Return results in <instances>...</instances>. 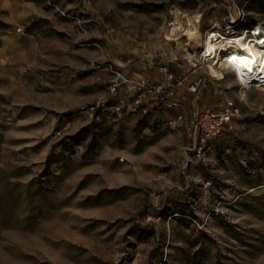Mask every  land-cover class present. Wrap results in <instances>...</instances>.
I'll return each instance as SVG.
<instances>
[{
	"label": "rangeland",
	"instance_id": "1",
	"mask_svg": "<svg viewBox=\"0 0 264 264\" xmlns=\"http://www.w3.org/2000/svg\"><path fill=\"white\" fill-rule=\"evenodd\" d=\"M255 24L264 0H0V264H264V89L192 60Z\"/></svg>",
	"mask_w": 264,
	"mask_h": 264
},
{
	"label": "built area",
	"instance_id": "2",
	"mask_svg": "<svg viewBox=\"0 0 264 264\" xmlns=\"http://www.w3.org/2000/svg\"><path fill=\"white\" fill-rule=\"evenodd\" d=\"M258 26L260 27L258 29L259 31L257 32ZM240 31H242L243 33H246L247 35H251V36H259V32L261 31L262 34L264 35V25L255 24L250 27L243 28ZM227 33L228 32L222 29L220 30L211 29L205 33V40L211 43H215V44L219 43L220 41H223L225 42L224 44L226 45L227 51L230 52L234 46H233V43H229V41L232 42L233 40L222 39V35L227 34ZM263 46H264V43H263ZM208 57L209 56L204 55V50L201 52L199 51L198 59L202 61L204 64ZM213 62H215V64L217 63L216 65L217 67L219 66V68L221 67L224 70H227L230 75L232 76L234 75L233 76L234 79L238 83V86L241 88L264 87V71L263 72H261L260 70H256L254 72L251 71L249 73L244 74L241 77L240 74H238V71L234 73L231 67L233 65V61H231L229 56L227 57L220 56L218 61H215L214 59ZM262 63H264V54L262 57ZM263 67H264V64L262 65V68ZM169 78H172V76L170 75ZM181 85H182V80H178L176 82V86H181ZM116 87H117V84L113 82L108 88L109 92L113 94L116 91ZM188 89L190 92L196 91V87L194 84L189 85ZM150 91L158 95H160L163 92L161 87L152 88ZM98 105L99 103L96 106ZM94 109H95V106H91L89 108L90 111H93ZM232 111H233L232 104L227 103L225 107H223L222 109L218 111L212 110L210 108H204L195 115L194 119L190 123V127L192 128L194 136L197 140L199 151L203 149H207L208 143L221 133L223 128L230 122V119L233 116Z\"/></svg>",
	"mask_w": 264,
	"mask_h": 264
},
{
	"label": "bare ground",
	"instance_id": "3",
	"mask_svg": "<svg viewBox=\"0 0 264 264\" xmlns=\"http://www.w3.org/2000/svg\"><path fill=\"white\" fill-rule=\"evenodd\" d=\"M178 14H175L173 18V22L169 24V27L166 31V40H173V37L178 36V32H182L181 36H185L187 40L198 37L197 35V23L199 20L197 18L186 17L182 23L185 26V29H181L180 21L178 19ZM260 26L257 27V32L259 31ZM264 35L262 32H259V36H251L243 33L242 31H229L227 34L222 35V39L225 40H233V48L230 52L227 51L225 42L220 41L219 43H211L205 39L200 42V45L192 55V60L194 63H197L199 57V51L204 50V55L209 56L205 62V67L209 71L211 75L217 77V79H221V73L219 72V66L217 67V63L220 56L227 57L229 56L231 61H233V65L231 66L234 73L238 71V74L242 77L244 74L249 73L251 71L260 70L264 71V67L262 68V57L264 54ZM263 37V38H262ZM262 38V39H261ZM228 42V41H227ZM226 42V43H227ZM234 76V75H233ZM244 78V77H243ZM258 90H262L264 88H257Z\"/></svg>",
	"mask_w": 264,
	"mask_h": 264
},
{
	"label": "crops",
	"instance_id": "4",
	"mask_svg": "<svg viewBox=\"0 0 264 264\" xmlns=\"http://www.w3.org/2000/svg\"><path fill=\"white\" fill-rule=\"evenodd\" d=\"M0 62H3V61L0 60ZM5 67L10 68L11 66H10V65H4V64L0 63V68H5ZM28 91H29V92H32V89H29Z\"/></svg>",
	"mask_w": 264,
	"mask_h": 264
}]
</instances>
